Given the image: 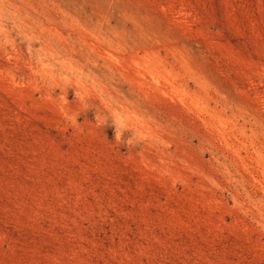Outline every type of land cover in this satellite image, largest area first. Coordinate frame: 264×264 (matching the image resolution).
<instances>
[{
  "label": "rangeland",
  "instance_id": "obj_1",
  "mask_svg": "<svg viewBox=\"0 0 264 264\" xmlns=\"http://www.w3.org/2000/svg\"><path fill=\"white\" fill-rule=\"evenodd\" d=\"M0 264H264V0H0Z\"/></svg>",
  "mask_w": 264,
  "mask_h": 264
}]
</instances>
